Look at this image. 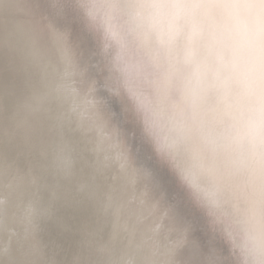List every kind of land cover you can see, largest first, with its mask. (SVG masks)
<instances>
[{
    "label": "bare ground",
    "instance_id": "obj_1",
    "mask_svg": "<svg viewBox=\"0 0 264 264\" xmlns=\"http://www.w3.org/2000/svg\"><path fill=\"white\" fill-rule=\"evenodd\" d=\"M0 264H264V0H0Z\"/></svg>",
    "mask_w": 264,
    "mask_h": 264
}]
</instances>
